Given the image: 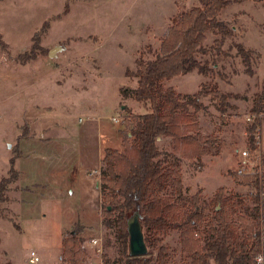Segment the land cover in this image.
<instances>
[{"label":"rangeland","instance_id":"1","mask_svg":"<svg viewBox=\"0 0 264 264\" xmlns=\"http://www.w3.org/2000/svg\"><path fill=\"white\" fill-rule=\"evenodd\" d=\"M202 4V0L0 1V34L8 45L0 44V183L12 176V167L18 171L5 190L6 199L0 201V264H31L33 250L40 258L36 264H67L60 258L62 241L76 227L83 228L78 235L88 264H125L116 231L103 225L100 175L92 170L102 168L107 147L125 150L122 131H130L136 116L149 110L134 98L139 61L157 55L175 15ZM220 19L231 32L209 30L195 55L214 72L193 71L164 81L165 87L180 93L202 91L200 131L205 138L218 139L205 142L212 153L201 160L189 159L174 153L172 137L158 140L169 154L167 164L180 165L182 194L176 203L181 213L194 208V196L199 194L202 232L213 219L220 187L238 204V211L251 214L254 203L247 197L253 189L239 184L230 171L244 163L242 150L264 151V115L255 151L249 147L248 132L255 95L264 90V0L234 1ZM45 23L49 26L41 45L47 54L22 63L18 55L31 48ZM238 44L249 51L248 60ZM59 45L62 48L49 55ZM213 85L230 95L227 106L208 94ZM127 117L131 126L124 124ZM16 151L19 157L12 165ZM258 164L254 160L251 165L256 169ZM168 196L177 197L171 186ZM98 237L103 238L101 248L92 242ZM158 238L169 249L168 264L191 261L183 251L181 230L161 232Z\"/></svg>","mask_w":264,"mask_h":264},{"label":"trees","instance_id":"2","mask_svg":"<svg viewBox=\"0 0 264 264\" xmlns=\"http://www.w3.org/2000/svg\"><path fill=\"white\" fill-rule=\"evenodd\" d=\"M234 1L244 0H202L201 6L178 13L165 31L157 55L148 61H139L134 98L149 105V110L136 116L134 124L132 119H124L125 126L133 124L130 131H122L125 150L105 149L99 182L103 225L116 231L126 255L125 264H168L169 249L160 242L158 234L170 229L181 230L183 251L191 259L185 264H212V260L214 264H258L264 230V178L262 181L259 168L252 174L230 171L239 184L253 189L247 197L254 203L251 214L238 211V204L227 196L224 187H220L214 198L213 219L207 224L208 230L202 232L204 216L199 209V194L194 196V208L181 213L176 203L182 194L180 165L167 164L169 154L158 143V137H172L174 153H183L189 159L201 160L204 155L212 153L205 142L211 140L215 143L218 139L205 138L200 131V112L205 107L200 99L202 91L180 93L173 86L165 87L164 81L193 71L203 75L214 72L209 63L202 62L195 55L205 44L209 30L224 34L231 32L229 25L220 19V14ZM48 26L45 23L34 35L31 48L18 55L22 63L39 54H47L48 50L41 45V37ZM0 44L8 47L1 34ZM238 47L248 60L249 51L241 44ZM127 74H131L130 69ZM208 94L224 107L229 104L230 95L217 85H213ZM263 111L264 90L256 93L251 109V113L257 115L255 122L248 127L251 151L258 148L256 134L261 123L259 114ZM16 157H19L18 151L11 159L12 165ZM11 172L12 176L0 183V201L6 199L8 184L18 177L14 167ZM169 186L172 194L177 196L175 200L168 196ZM135 213H139L145 242L151 248L140 256L131 255L129 250L128 220ZM82 229L76 227L63 238L60 257L63 262L88 264V253L81 246L78 235Z\"/></svg>","mask_w":264,"mask_h":264},{"label":"built area","instance_id":"3","mask_svg":"<svg viewBox=\"0 0 264 264\" xmlns=\"http://www.w3.org/2000/svg\"><path fill=\"white\" fill-rule=\"evenodd\" d=\"M263 115H264V111L259 114V117L262 118ZM256 118H257V115L252 114L250 121H252V123H254ZM259 130H260V127H259ZM256 135H258V133ZM258 143H260L259 139H258ZM240 154H241V158H242L244 163H242V165L237 166L235 171L240 173V174H252V173L256 172L254 165L253 166L251 165L252 161L255 160L256 162H259V164L255 165V166H257L259 168L258 173L261 175V178L263 181V178H264V168L262 166V164L264 163L263 153L262 152L261 153H250V151L248 149H245V150H242ZM245 163H248L250 165H247ZM92 172L94 174L100 175V171H98V170H92ZM263 194H264V192L262 193V195ZM92 242H93V244L100 245V248H101V245L103 243V238L98 237V238L92 239ZM31 254H32V256L30 258V263L36 264L37 262H39L40 258H39V256L36 255V252L34 250L32 251ZM257 261H258V264H264V230H263V249H262V252L257 257ZM101 264H103V263H101Z\"/></svg>","mask_w":264,"mask_h":264},{"label":"water","instance_id":"4","mask_svg":"<svg viewBox=\"0 0 264 264\" xmlns=\"http://www.w3.org/2000/svg\"><path fill=\"white\" fill-rule=\"evenodd\" d=\"M61 48L62 47L60 45L54 47L53 49L49 51V55H53L55 51ZM98 186H99V183H98ZM128 231L130 234V243H129L130 254L133 256H140V255L147 254L148 247L145 242L144 232H143V228L140 222L139 213H135L128 220Z\"/></svg>","mask_w":264,"mask_h":264},{"label":"crops","instance_id":"5","mask_svg":"<svg viewBox=\"0 0 264 264\" xmlns=\"http://www.w3.org/2000/svg\"><path fill=\"white\" fill-rule=\"evenodd\" d=\"M261 149V152H264L263 150H262V148H260ZM104 151V150H103ZM103 156H104V154H103ZM103 156H102V158H103ZM101 211V208H100V210H99V212ZM82 222V221H81ZM83 224L84 225H87V223H85V222H83ZM60 254H62V253H60Z\"/></svg>","mask_w":264,"mask_h":264}]
</instances>
